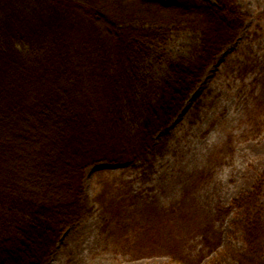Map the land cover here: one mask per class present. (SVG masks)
<instances>
[{
	"label": "trees",
	"instance_id": "1",
	"mask_svg": "<svg viewBox=\"0 0 264 264\" xmlns=\"http://www.w3.org/2000/svg\"><path fill=\"white\" fill-rule=\"evenodd\" d=\"M249 18L239 0H0V264H44L87 217L115 257L264 264V169L229 204L200 199L237 144L264 133V9L214 74L240 81L245 129L200 156L169 201L148 193L180 143L173 122ZM182 37L188 52L174 54ZM211 98L183 121L198 123ZM99 163L125 167L100 171L89 198Z\"/></svg>",
	"mask_w": 264,
	"mask_h": 264
},
{
	"label": "rangeland",
	"instance_id": "2",
	"mask_svg": "<svg viewBox=\"0 0 264 264\" xmlns=\"http://www.w3.org/2000/svg\"><path fill=\"white\" fill-rule=\"evenodd\" d=\"M239 3L250 17L242 36L228 51L220 55L215 65L207 71L197 91L191 95L185 109L181 111L171 126V129L177 132L180 143L175 146L171 155L160 159L156 164L158 173L154 176L153 183H159L162 189L159 190V187L148 189L149 194L158 193L160 201H169L175 196L177 183L185 175L196 171L200 156L220 145L228 134H239L245 129L244 108L237 94L240 81L233 77L229 80L217 81L214 76L230 50L246 40L245 32L254 26L255 15L264 9V0H239ZM187 43L188 39L182 37L171 42L169 48L174 54H186L189 49L186 47ZM209 91L212 92V98L208 106L202 109L198 123L189 125L184 122L185 114L193 101L203 92ZM102 165L111 164L99 163L87 170L86 194L89 198H93L98 190V180L103 181L110 175L108 172L100 171H120L121 169H95ZM263 169L264 133L257 140L237 144L232 164L221 170L218 181L214 185L201 191L200 199L211 205L218 202L229 204L232 199L251 189L256 177ZM153 183L150 182L144 187H153ZM227 229L228 226H226V231ZM98 237L96 218L87 217L66 231L57 248L44 264H165L169 261V258L165 256L128 260L120 255L115 257L114 254H104L98 249ZM228 240L229 236L227 238L224 234V242ZM202 264H207V262Z\"/></svg>",
	"mask_w": 264,
	"mask_h": 264
},
{
	"label": "water",
	"instance_id": "3",
	"mask_svg": "<svg viewBox=\"0 0 264 264\" xmlns=\"http://www.w3.org/2000/svg\"><path fill=\"white\" fill-rule=\"evenodd\" d=\"M119 167H122V165H102V166H97L95 167V169H105V168H119Z\"/></svg>",
	"mask_w": 264,
	"mask_h": 264
}]
</instances>
